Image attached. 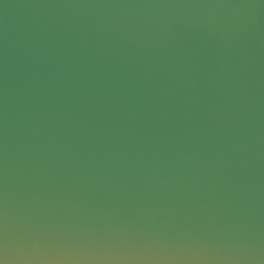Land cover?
Masks as SVG:
<instances>
[{
	"label": "water",
	"instance_id": "water-1",
	"mask_svg": "<svg viewBox=\"0 0 264 264\" xmlns=\"http://www.w3.org/2000/svg\"><path fill=\"white\" fill-rule=\"evenodd\" d=\"M0 264H264V0H0Z\"/></svg>",
	"mask_w": 264,
	"mask_h": 264
}]
</instances>
